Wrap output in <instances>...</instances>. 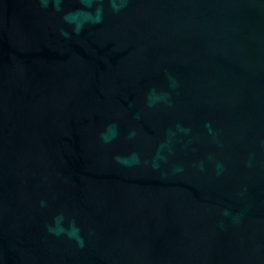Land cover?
<instances>
[{"label": "water", "instance_id": "1", "mask_svg": "<svg viewBox=\"0 0 264 264\" xmlns=\"http://www.w3.org/2000/svg\"><path fill=\"white\" fill-rule=\"evenodd\" d=\"M0 264H264V0H0Z\"/></svg>", "mask_w": 264, "mask_h": 264}]
</instances>
